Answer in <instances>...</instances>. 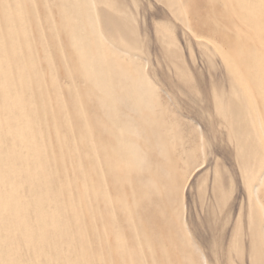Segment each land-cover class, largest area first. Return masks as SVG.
I'll use <instances>...</instances> for the list:
<instances>
[{
  "label": "rangeland",
  "instance_id": "rangeland-1",
  "mask_svg": "<svg viewBox=\"0 0 264 264\" xmlns=\"http://www.w3.org/2000/svg\"><path fill=\"white\" fill-rule=\"evenodd\" d=\"M0 201V264H264V0H0Z\"/></svg>",
  "mask_w": 264,
  "mask_h": 264
},
{
  "label": "bare ground",
  "instance_id": "bare-ground-1",
  "mask_svg": "<svg viewBox=\"0 0 264 264\" xmlns=\"http://www.w3.org/2000/svg\"><path fill=\"white\" fill-rule=\"evenodd\" d=\"M5 83H6V81L4 82L3 81V84L2 85H5ZM132 134V133H131ZM134 135H135V137H136V134L134 133ZM126 142V141H125ZM14 145H15V143H14ZM16 147H17V145H16ZM28 148V147H27ZM128 148V147H127ZM127 148H126V150H127ZM36 155V154H35ZM139 163V162H138ZM8 197V196H7ZM1 199H3L2 197H1ZM1 202V201H0Z\"/></svg>",
  "mask_w": 264,
  "mask_h": 264
}]
</instances>
